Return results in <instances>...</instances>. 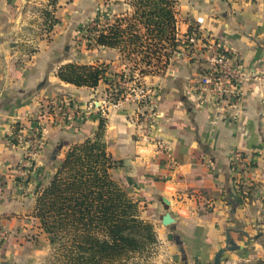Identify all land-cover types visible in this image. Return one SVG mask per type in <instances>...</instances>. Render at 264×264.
Returning <instances> with one entry per match:
<instances>
[{"label": "crops", "instance_id": "crops-1", "mask_svg": "<svg viewBox=\"0 0 264 264\" xmlns=\"http://www.w3.org/2000/svg\"><path fill=\"white\" fill-rule=\"evenodd\" d=\"M178 3L180 41L202 18L203 27L220 37L241 65V93L232 99L214 97L199 83L204 64L174 54L165 73L140 79L156 92L151 137L145 141L139 134V105L128 100L113 106L111 91L122 88L117 76L113 85L102 80L95 87L62 81L57 68L71 58L56 55L48 41L51 36H38L22 0H0V228L6 232L1 263L15 251V239L24 231L42 230L35 215L39 191L49 184L69 147L96 132L101 117L106 121L108 150L124 161L111 170L112 175L140 199L143 215L154 223L168 252L176 254L179 247L168 238L170 231L183 240L188 264L207 262L225 244L228 230L236 243V236L250 235L248 225L264 199V84L254 78L264 74V0ZM116 4L114 12L127 8L124 1ZM84 59L111 62L114 72L124 69L114 48L97 46ZM64 96L78 102L85 114L56 124L46 121L35 168L23 180L16 170L24 144L15 145L13 135L33 122L40 104ZM64 110H59L61 116ZM18 121L22 127L15 130ZM160 140L164 144H157ZM235 149L254 164L243 181L253 186L252 197L238 193L239 175L230 163ZM162 197L170 200L172 225L161 222Z\"/></svg>", "mask_w": 264, "mask_h": 264}, {"label": "trees", "instance_id": "trees-1", "mask_svg": "<svg viewBox=\"0 0 264 264\" xmlns=\"http://www.w3.org/2000/svg\"><path fill=\"white\" fill-rule=\"evenodd\" d=\"M123 1L124 11L96 25L93 43L117 49L130 78L134 70L142 77L165 73L181 44L177 0ZM111 67V62H68L58 66L57 75L76 86L95 87L102 80L113 85L107 71L118 79L124 72ZM21 125L16 122L15 130ZM105 131L103 117L92 136L69 147L37 195L35 215L52 247L53 264H153L159 241L155 225L143 215L140 199L113 177L111 170L124 161L113 158ZM247 166L250 170L254 164ZM240 179L235 182L238 193L252 197L253 186ZM249 264H264V259Z\"/></svg>", "mask_w": 264, "mask_h": 264}, {"label": "rangeland", "instance_id": "rangeland-1", "mask_svg": "<svg viewBox=\"0 0 264 264\" xmlns=\"http://www.w3.org/2000/svg\"><path fill=\"white\" fill-rule=\"evenodd\" d=\"M22 1L28 7L29 21L33 24V28L38 31V36L41 38L42 35L45 39L51 36L50 40L53 38V41L47 40L50 42L49 44L51 46L52 44L55 46L56 55L65 56L66 59L71 58V61L67 60L61 64L68 62L108 63V61L103 59L88 62L84 57L89 55V53L97 47L92 39L96 25H98L99 22L105 23L107 20L113 18L115 14L121 12H114L116 9L118 10L116 4L118 0H57L54 4L51 3V0ZM120 2H123V0H120ZM178 2L179 0H177V13L179 10ZM45 9L49 10L51 16L43 12ZM107 72L109 74L111 71ZM122 72L130 78L125 66ZM135 73H138V70H134L133 75ZM109 76L113 79L116 75L111 73ZM122 90L123 88L116 86L115 89L111 91V99L113 101L117 100ZM104 94L105 89L101 90L98 96L103 98ZM64 99L69 100V98L65 96L56 100L63 101ZM75 103L78 104V102ZM91 107H95L93 103H91ZM79 108L80 111L85 114L80 105ZM80 117H82V115ZM248 171L249 169L247 168L245 173L246 176ZM242 225H244V223ZM248 228H250V235L236 236L238 247L235 250L224 252L221 264H249L259 258L264 259V199L262 206L259 208V212L255 214L254 220L250 222ZM13 247L15 251L10 253L7 259L2 263L0 262V264H53L51 261L53 260L51 257L52 247L43 229L40 232L32 229L24 231L22 236L15 239ZM215 253L216 252H213L208 261L202 264H211ZM185 260H187L188 264V256L186 254V258H183L180 247H178V252L176 254H172L168 252L165 246L160 244L159 241L150 258V262L153 264H186Z\"/></svg>", "mask_w": 264, "mask_h": 264}, {"label": "built area", "instance_id": "built-area-1", "mask_svg": "<svg viewBox=\"0 0 264 264\" xmlns=\"http://www.w3.org/2000/svg\"><path fill=\"white\" fill-rule=\"evenodd\" d=\"M180 43V49L175 54L204 64L199 76L202 90L216 98L231 97L232 99L239 97L243 76L241 65L227 44L206 27H203L202 18H197L195 26L187 32ZM254 78L260 84H264V74L256 75ZM140 79L142 77L138 73H135L132 78H128L124 74L123 78L117 79L124 91L121 92L117 100L113 101V106L119 107L128 100L139 105L138 108L141 110L137 115L140 127L139 134L142 140L147 141L151 137L150 126L155 118L154 94L156 92L150 86L140 82ZM61 109H65L66 114L63 116L59 111ZM82 113L79 104L73 102L72 99L52 100L49 103L40 104L37 114L32 116L33 122L29 126H23L22 130L13 135L16 139L15 145L24 144L23 156L16 170L17 175L23 180H27L34 170L35 157L42 147L43 134L46 131V121L56 124L60 123V119H66L70 116L80 117ZM157 142V144H164L161 140ZM230 162L233 163L232 171L238 172L236 174L239 175V180L241 177L243 180L246 179L245 173L248 166L243 152L238 149L233 150ZM5 235V230L0 228V245Z\"/></svg>", "mask_w": 264, "mask_h": 264}, {"label": "water", "instance_id": "water-1", "mask_svg": "<svg viewBox=\"0 0 264 264\" xmlns=\"http://www.w3.org/2000/svg\"><path fill=\"white\" fill-rule=\"evenodd\" d=\"M162 203L164 205L165 213L161 216V222L164 226L172 225L175 223V217L171 214L169 207H170V200L167 197H162ZM168 238L170 240H174L180 247V251L183 255V258H186V249L183 246V240L177 235H175L172 231L168 233ZM238 247L235 239L231 236L230 231H227V236L225 240V245L220 246L215 253L213 262L211 264H221L222 255L224 252L228 250H235ZM187 264V260H185Z\"/></svg>", "mask_w": 264, "mask_h": 264}]
</instances>
